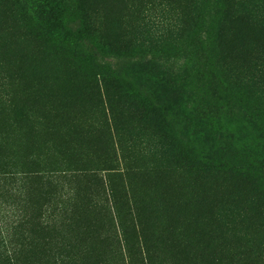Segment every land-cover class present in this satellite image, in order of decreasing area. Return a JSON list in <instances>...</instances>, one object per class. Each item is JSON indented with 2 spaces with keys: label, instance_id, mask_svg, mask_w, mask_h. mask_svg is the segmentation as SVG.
<instances>
[{
  "label": "rangeland",
  "instance_id": "1",
  "mask_svg": "<svg viewBox=\"0 0 264 264\" xmlns=\"http://www.w3.org/2000/svg\"><path fill=\"white\" fill-rule=\"evenodd\" d=\"M225 1L241 23L212 27L218 0H0V176L17 171L8 160L34 159L43 205L21 263L264 264V161L242 145L251 126L232 108L217 124L229 135L204 138L144 99L153 77L222 58V84L264 100V0ZM188 88L181 99L201 109L188 119L225 115ZM11 187L0 179L3 241L17 239Z\"/></svg>",
  "mask_w": 264,
  "mask_h": 264
},
{
  "label": "trees",
  "instance_id": "2",
  "mask_svg": "<svg viewBox=\"0 0 264 264\" xmlns=\"http://www.w3.org/2000/svg\"><path fill=\"white\" fill-rule=\"evenodd\" d=\"M218 2L219 4L215 6L216 12L213 14L219 17V25L216 24L218 26L212 27L221 28L242 22L244 17L241 13L236 11V8H233L232 5L225 0H218ZM209 17L210 22L215 20L212 18V15ZM218 35L219 33L217 36ZM222 60V58H215L212 62H207L199 75H197L196 71L194 75L186 72L181 76L166 73L153 77L152 85L155 89L154 94L151 96H144V99H146L148 105L151 106L150 108L161 115V118L167 116L169 121L174 124V127H176L175 124H179L181 129L187 133L198 127L201 129L204 138H214L215 136L219 138L229 135L226 127L222 128L221 125L218 127L219 125L217 124L226 120H232L234 115L231 114L230 111L232 108H235V115L244 119V122L249 124L251 126L250 128L254 131L252 137L247 135L243 137V147L249 149L252 154L258 152L259 155H262V161H264V149L256 150V147L260 143L264 144V100L261 94L255 93L251 89H246L239 92V95H235V91L231 89L233 88L232 86L222 84L223 72L221 69L222 65L219 63V61ZM148 62L149 61L146 60L143 63H137L136 66L139 70H142L146 68ZM133 65L134 63L132 62L131 67H134ZM219 72H221V76ZM187 86L189 87L188 91L190 94L192 93L191 90H194V93H201L208 97L210 106H215L218 111L225 113L224 116L229 113L231 117L223 120L224 116L221 115L220 118L215 117V119H208L205 115H201L200 117L195 116L188 119L186 117L188 113L195 112V114H197L201 109L193 107V103L192 105L186 106L189 100L183 101L181 99V93ZM216 120H218L217 123H215ZM7 148L14 149L15 146L11 143L8 144ZM226 149L228 148L226 147ZM33 161L34 159L29 160L27 156L21 160H17L14 157L12 160H8V162L9 166L16 168L17 171H13L8 175L2 172L0 176L2 185L10 184L12 186L9 189H5V193H9L8 195L6 194L7 198L12 204H10L9 207H12L15 213L11 215L12 218L8 221V225L10 226L9 228L13 230L12 234L16 233L17 237V239L12 237V239L5 241L0 239V264H24L21 263L22 259L29 261V259H27L28 255L25 254L26 248H33L36 243L33 235L37 232L33 227L30 228V232L29 227L32 226L35 210L38 209L39 205H43L41 202L39 204L35 203L31 198L32 190L29 189V187H31L34 182L38 181L36 179L37 177L34 176V174L32 175V170H30ZM39 162H41L40 164L43 168L48 167L45 165L47 163H45L44 158ZM44 171L48 170L45 169ZM13 191L15 193H13ZM3 242L10 244V249H7V246L4 247ZM28 251H30V249Z\"/></svg>",
  "mask_w": 264,
  "mask_h": 264
}]
</instances>
